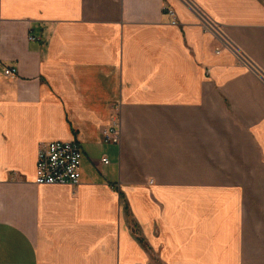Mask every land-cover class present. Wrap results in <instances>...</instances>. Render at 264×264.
I'll list each match as a JSON object with an SVG mask.
<instances>
[{
    "label": "crops",
    "instance_id": "1",
    "mask_svg": "<svg viewBox=\"0 0 264 264\" xmlns=\"http://www.w3.org/2000/svg\"><path fill=\"white\" fill-rule=\"evenodd\" d=\"M0 264H264V0H0Z\"/></svg>",
    "mask_w": 264,
    "mask_h": 264
},
{
    "label": "built area",
    "instance_id": "2",
    "mask_svg": "<svg viewBox=\"0 0 264 264\" xmlns=\"http://www.w3.org/2000/svg\"><path fill=\"white\" fill-rule=\"evenodd\" d=\"M166 13L172 23L177 18L174 11L168 7ZM14 67H5L4 75L14 76ZM103 141L106 143H118L120 141V129L118 123L114 122L103 130ZM82 151L75 140H54L42 144L37 152L35 164L36 184H69L76 185L80 181V165ZM108 164L109 160L103 156L100 160Z\"/></svg>",
    "mask_w": 264,
    "mask_h": 264
},
{
    "label": "rangeland",
    "instance_id": "3",
    "mask_svg": "<svg viewBox=\"0 0 264 264\" xmlns=\"http://www.w3.org/2000/svg\"><path fill=\"white\" fill-rule=\"evenodd\" d=\"M166 8H168V7H166ZM166 8H164L165 13H166ZM204 21H205L204 23H205V25H206L207 28H210V29H212L215 32L218 31L211 23H209L206 20H204ZM241 142H242V140H241ZM216 153L218 155H220V152L217 151V150H215V154ZM224 153L225 152L222 151L221 152V155H223ZM236 153H237V156H238V162L243 163L245 161L243 159V156H244L245 152L244 151H237ZM206 154H207V152H206ZM246 154L248 155L249 152H246ZM206 162H207V160H206ZM219 162L220 163H223L224 162V159L221 157V159L219 160ZM249 171L251 173L257 174V175H262L263 174L262 168L260 166H257V165H253V166L242 165V166H237V167H232V166H222V167H219V166L218 167L205 166L206 178H221V179H223V177H225L228 174L242 175V174H244L246 172H249Z\"/></svg>",
    "mask_w": 264,
    "mask_h": 264
}]
</instances>
